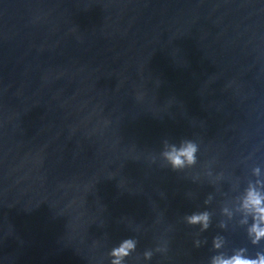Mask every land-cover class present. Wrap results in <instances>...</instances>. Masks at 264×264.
<instances>
[{
    "label": "water",
    "instance_id": "1",
    "mask_svg": "<svg viewBox=\"0 0 264 264\" xmlns=\"http://www.w3.org/2000/svg\"><path fill=\"white\" fill-rule=\"evenodd\" d=\"M184 139L197 163L172 171ZM256 167L264 0H0V264H110L126 238V264H207L216 234L254 254L221 210Z\"/></svg>",
    "mask_w": 264,
    "mask_h": 264
},
{
    "label": "clouds",
    "instance_id": "2",
    "mask_svg": "<svg viewBox=\"0 0 264 264\" xmlns=\"http://www.w3.org/2000/svg\"><path fill=\"white\" fill-rule=\"evenodd\" d=\"M198 144L191 139H184L179 143L164 141L160 157L164 164L172 171H180L186 167L194 166L197 163ZM155 158L151 163H155ZM253 175L257 177L249 181L242 193L238 196L235 213L228 207H224L222 214L232 220L236 213L239 214L238 224L244 229L250 245L258 247L254 254L250 253L247 246L232 247L228 249V239L223 234H216L212 237L211 250L214 253L207 261V264H264V179H260L261 169H253ZM205 203H208L206 200ZM185 222L190 226H199V231L206 232L212 224V214L207 210L193 211L184 217ZM228 222L221 220L219 228L227 230ZM207 243V239H195L193 246L200 248ZM138 241L134 238L122 240L118 246L111 249L109 255L113 258L110 264H126V260L132 256L137 249ZM169 247L167 242L158 245L154 250L147 249L143 252L145 260H151L155 253L167 254Z\"/></svg>",
    "mask_w": 264,
    "mask_h": 264
}]
</instances>
